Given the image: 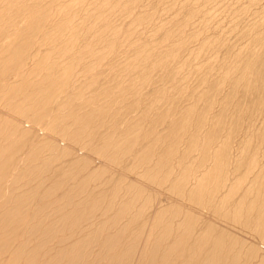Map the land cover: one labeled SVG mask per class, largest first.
<instances>
[{
    "label": "bare ground",
    "instance_id": "obj_1",
    "mask_svg": "<svg viewBox=\"0 0 264 264\" xmlns=\"http://www.w3.org/2000/svg\"><path fill=\"white\" fill-rule=\"evenodd\" d=\"M0 264H264V0H0Z\"/></svg>",
    "mask_w": 264,
    "mask_h": 264
},
{
    "label": "rangeland",
    "instance_id": "obj_2",
    "mask_svg": "<svg viewBox=\"0 0 264 264\" xmlns=\"http://www.w3.org/2000/svg\"><path fill=\"white\" fill-rule=\"evenodd\" d=\"M258 8H259V6L258 7H256V8H254V10H258ZM110 61V59L107 61V63ZM115 62H113V64L111 65V66H114V65H118L120 62H117V63H115ZM80 71H82V70H80ZM97 71H100L99 69L98 70H96L95 72L97 73ZM92 72V71H91ZM87 74L88 75H93V74H95L94 73V71H93V73H91L90 74V72H87ZM84 76H85V74H83ZM81 76V79L84 77V76ZM88 75H86V76H88ZM48 123H49V118H47L43 123H41V124H37V125H33V124H31L30 125V123L29 124H27V126L28 125H30L31 127H33L34 126V128L37 130V132H38V134H42L43 132H46V130L48 131L49 130V127H47V125H48ZM83 151H80V153H82ZM84 152H88L87 150H85L84 149ZM248 236V235H247ZM250 236V235H249ZM250 238H255V237H251L250 236ZM255 240H257V239H255Z\"/></svg>",
    "mask_w": 264,
    "mask_h": 264
}]
</instances>
